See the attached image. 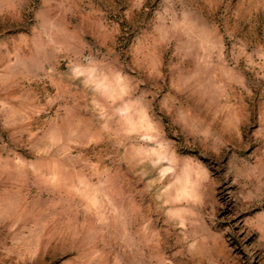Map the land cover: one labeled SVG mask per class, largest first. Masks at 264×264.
<instances>
[{
  "label": "clouds",
  "instance_id": "clouds-1",
  "mask_svg": "<svg viewBox=\"0 0 264 264\" xmlns=\"http://www.w3.org/2000/svg\"><path fill=\"white\" fill-rule=\"evenodd\" d=\"M0 264H264V0H0Z\"/></svg>",
  "mask_w": 264,
  "mask_h": 264
},
{
  "label": "rangeland",
  "instance_id": "rangeland-1",
  "mask_svg": "<svg viewBox=\"0 0 264 264\" xmlns=\"http://www.w3.org/2000/svg\"><path fill=\"white\" fill-rule=\"evenodd\" d=\"M235 2V0H234ZM126 50L124 46V38H121V49L118 51ZM104 153H101L103 155ZM223 179V178H221ZM229 195H231L229 193ZM216 224L218 225V235L226 242H229V235L235 236L236 233L233 231L235 227V221L233 215L227 211V201L217 198L216 205Z\"/></svg>",
  "mask_w": 264,
  "mask_h": 264
}]
</instances>
